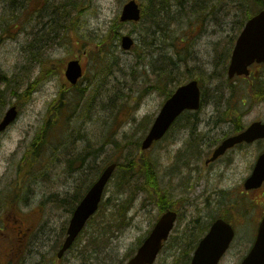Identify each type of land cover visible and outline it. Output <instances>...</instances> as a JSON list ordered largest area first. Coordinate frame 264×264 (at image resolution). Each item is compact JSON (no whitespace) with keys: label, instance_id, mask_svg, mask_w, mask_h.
<instances>
[{"label":"rangeland","instance_id":"374dc122","mask_svg":"<svg viewBox=\"0 0 264 264\" xmlns=\"http://www.w3.org/2000/svg\"><path fill=\"white\" fill-rule=\"evenodd\" d=\"M129 1L0 0V71L7 78L0 84V123L13 107L19 114L0 133V198L22 185L18 210L0 202V264H127L160 219L164 201L177 203L181 217L175 240L155 264H188L219 217L237 232L220 264H240L253 245L264 187L247 192L244 183L264 141L236 146L206 164L238 126L264 121V97L249 92V81L264 83V63L251 67V77L227 75L243 12L233 0H167L170 13L137 0L149 18L122 23ZM153 11L160 16L153 19ZM124 36L133 39L132 49H123ZM76 60L83 78L72 85L65 74ZM194 79L200 110L142 151L168 93ZM157 81H164L160 89ZM33 146L39 157L32 156ZM144 161L150 180L134 169L122 182L127 167L117 170L99 211L58 258L77 204L106 167Z\"/></svg>","mask_w":264,"mask_h":264},{"label":"water","instance_id":"95a60500","mask_svg":"<svg viewBox=\"0 0 264 264\" xmlns=\"http://www.w3.org/2000/svg\"><path fill=\"white\" fill-rule=\"evenodd\" d=\"M141 19V9L136 0L128 2L122 11L121 22ZM134 41L129 36L122 38V47L130 50ZM264 62V10L252 17L245 25L242 34L236 43L231 64L229 66V78L250 75L249 67ZM66 77L73 85L77 84L82 77V67L78 60L71 61L66 70ZM2 74L0 72V82ZM201 106V90L197 81L181 86L164 104L148 136L143 142L142 149H149L155 141L164 137L172 126L173 122L185 110H198ZM17 118V109L13 107L7 112L0 124V132L4 131ZM264 138V123H253L245 132L238 136L231 137L215 151L211 161H215L229 148L236 144L247 142L252 143ZM116 164L105 169L100 179L93 185L86 197L78 206L71 220L68 237L59 253L61 258L64 253L73 245L74 241L83 230L86 222L97 211L103 196L104 189L111 179ZM264 183V154H262L255 166L250 178L245 183L247 190L258 189ZM176 219L175 213L165 214L156 225V228L139 249L137 255L128 264H153L164 242L168 239L170 231ZM235 236L233 227L224 220H217L211 227L209 233L200 242L196 249L191 264H219L224 254L229 249ZM241 264H264V218L260 223L257 239L249 255Z\"/></svg>","mask_w":264,"mask_h":264},{"label":"trees","instance_id":"16d2710c","mask_svg":"<svg viewBox=\"0 0 264 264\" xmlns=\"http://www.w3.org/2000/svg\"><path fill=\"white\" fill-rule=\"evenodd\" d=\"M227 1H231V0H227ZM150 2L152 3L151 5V8L156 9V7H161L162 8V12H167V13H170V8H171V5L170 3L167 4V0H150ZM233 3H236L237 5V9L240 11V12H243V16H244V24L249 20L251 19L253 16H255L256 14H258L260 11H262L264 9V0H233ZM157 13H159V11H153L151 13V17L152 15H154L153 19L156 18V17H159L160 15H158ZM144 19H147L149 18V16H147L145 14V16H143ZM142 18V20H143ZM58 23V21L56 22V24ZM157 23V20H154V24ZM55 24V25H56ZM59 26V27H58ZM61 26L59 24H57V28H60ZM173 46H176L174 43H172ZM178 77H176L175 79L173 80H170L171 83L175 82L176 80H180V79H177ZM255 79V78H254ZM7 81V78H3V82ZM164 84V81H162V84H161V81H157L156 84L154 85V87L156 89H160V86H162ZM183 83L181 81H179L178 84L176 85H182ZM249 92L250 94L252 95H256V96H262L264 97V83L263 82H259L256 81L253 82L252 81H249ZM175 91V90H174ZM174 91H171L168 93L167 95V98H169L173 93ZM16 97H20L21 94L18 93V92H14L13 93ZM251 95V96H252ZM4 96L3 94L1 93L0 94V113L3 109V106L5 104V100H4ZM69 105H67L66 107H68ZM64 108V107H63ZM63 108H60V110H62ZM48 127H51V125H48ZM57 127V126H56ZM238 129H241L239 126H238ZM42 153V151L40 149H35V147L33 146V150H32V156L33 157H39L40 154ZM133 165V164H132ZM150 167V164L147 162L145 163V161L140 164V165H137L135 166V168L133 166H122V165H118L117 167V170L123 168V167H127V169L125 170V172L123 173V178H122V182H129L128 180H130V177L134 174L135 170H138L139 173L140 172H147L149 174V177L148 179L150 180V173L148 172V168ZM152 166V164H151ZM135 169V170H134ZM116 170V171H117ZM153 176V175H152ZM154 177V176H153ZM17 186L13 187L10 191V193L4 197V198H0V202L2 201H5L4 204H5V207H9V210H18V206L20 204V195H21V191H22V185L19 186L20 184L17 182L16 183ZM5 196V194H4ZM131 203V199H129L124 205H122V209L124 211H126L128 209V206L129 204ZM1 204L3 203H0V206ZM242 204H245V202H243ZM246 205V204H245ZM245 205H241L242 207H244ZM2 230V228H0V231ZM195 248H193V251H194ZM190 262V261H189ZM188 262V264H189Z\"/></svg>","mask_w":264,"mask_h":264},{"label":"flooded vegetation","instance_id":"af4514ba","mask_svg":"<svg viewBox=\"0 0 264 264\" xmlns=\"http://www.w3.org/2000/svg\"><path fill=\"white\" fill-rule=\"evenodd\" d=\"M260 141H262V140H260ZM260 141H257V142H260ZM264 141V140H263ZM257 142H255V143H257ZM238 146H240V145H238ZM227 153V152H226ZM208 160V159H207ZM206 160V161H207ZM217 161V160H216ZM207 163V165L209 164L208 162H206ZM213 163V162H212ZM261 190V189H260ZM163 207H162V215H161V217L164 215V214H166V213H170V212H173V213H175V215H176V219H175V223H174V228H173V230L171 231V234H170V236H169V238H168V242L166 243V246H167V244L170 242V241H174L175 239V237H174V231H175V228H176V226H177V221H179V219H180V212H179V207L177 206V203H174V204H172V205H176V206H172V205H170V202L169 201H164L163 202ZM262 216L259 218V223L257 224V228H256V231H255V235H254V240H253V243H254V241H255V239H256V236H257V232H258V228H259V224H260V221L262 220V218L264 217V211L262 212ZM161 217H160V219H161ZM160 219H158V221L160 220ZM157 221V222H158ZM157 224V223H156ZM156 226V225H155ZM155 226H154V228H155ZM211 226V225H210ZM210 226H209V228L206 230V232H208V230L210 229ZM153 228V229H154ZM153 229H152V231H153ZM151 231V232H152ZM204 235V234H203ZM202 238H203V236H202ZM201 238V239H202ZM200 239V240H201ZM200 240L197 242V245H198V243L200 242ZM196 245V246H197Z\"/></svg>","mask_w":264,"mask_h":264}]
</instances>
